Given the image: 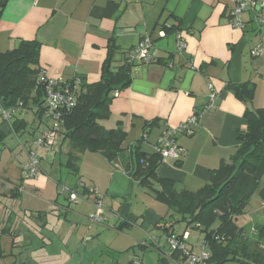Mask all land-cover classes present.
I'll list each match as a JSON object with an SVG mask.
<instances>
[{"label":"crops","instance_id":"0c3cea01","mask_svg":"<svg viewBox=\"0 0 264 264\" xmlns=\"http://www.w3.org/2000/svg\"><path fill=\"white\" fill-rule=\"evenodd\" d=\"M231 6L230 0H0V52L16 47L21 40H37L38 66L48 77H79L94 83L100 79L109 47L115 48L112 65L117 68L126 62L128 50L149 35L154 59L130 62L129 84L110 93L109 116L98 123L105 129L120 127L125 132V152L138 145L142 151L152 153L166 126H176L199 112L194 133L176 137L185 153L163 159L157 168L158 176L172 180L177 191H196L209 180L210 171L234 153L238 145L236 132L246 127V107L264 108V42L261 54L250 53L259 41L256 24L246 11L245 28L231 26ZM163 24H177V29L165 31ZM179 35L185 42L180 51ZM244 81L255 85L253 99L246 103L227 87ZM209 82L217 94L215 107L201 111L208 101ZM35 111L31 105L17 109L9 121L0 119V142L9 132L18 133L30 125L25 118L28 113L38 122L33 131L43 126V133L48 121ZM17 115L25 120L18 130L12 126ZM62 138L63 133H59L58 150L65 158L68 146ZM12 162L8 154L0 166V197L11 205L0 204V227L7 230L0 235V247L2 237L8 243V254L0 256V264H94L89 261L93 254L89 239L103 231L94 224L111 231L120 223L136 226L139 232V237L130 235L136 243L126 249L122 264L133 258L141 264L186 263L184 258L168 254L167 231L155 227L157 222L167 225L179 216L121 171L117 159L109 161L99 152L85 151L80 155L78 173H69L60 162L57 166L52 162L40 166L39 175L25 181L21 173L16 175L12 170L8 174L9 167L15 168ZM81 182L102 195V223L87 219L96 210L93 194L85 202H72L71 208L64 202L62 186L73 188ZM14 188L20 191L17 198L21 197V203L11 196ZM228 197L232 204L246 197L244 214L235 222L244 237L262 245L264 238L257 234V228L264 225V154L256 171L242 174ZM27 212L32 219L29 222L25 220ZM109 216L114 223L110 224ZM40 222H46L45 238L37 231ZM217 225L218 221L212 227ZM172 229L176 234L188 232L186 245L193 252L207 249L199 229L184 221L174 223ZM191 229L199 233L194 235ZM153 230L159 235H153ZM122 234L128 239L126 232L117 235ZM145 234L153 243H146ZM192 236L195 240L201 237L198 251L188 242ZM42 238L51 243H43ZM133 245L139 247V253L130 251Z\"/></svg>","mask_w":264,"mask_h":264},{"label":"trees","instance_id":"16d2710c","mask_svg":"<svg viewBox=\"0 0 264 264\" xmlns=\"http://www.w3.org/2000/svg\"><path fill=\"white\" fill-rule=\"evenodd\" d=\"M162 28L165 31H172L177 29V24H163ZM39 46L40 42L37 40H21L16 47L0 52V102L5 107L17 106L18 109L32 105L36 107L35 113L42 116L44 89L38 82L41 68L38 66ZM114 53L115 48L109 47L97 82L86 83L78 77L80 85L76 105L63 113V121L58 128V133H63L62 139L66 140L68 146L64 152L65 158L60 163L69 173L76 174L79 170L80 155L85 151L99 152L109 161L117 159L121 171L179 216L180 219L172 220L167 225L164 222L155 224V227H162L167 231V237L172 234L178 238L182 237L183 233L176 234L172 228L174 223L184 221L187 226L199 229L204 234L203 242L209 252L207 264H224L227 261L264 264V243L261 245L260 242L258 245L257 241L244 237L242 229L235 222L244 214L246 197L234 204L228 197L242 174L251 175L256 171L264 154V108L246 107L243 115L246 127L236 132L238 145L234 153L227 161L221 160L218 167L210 171L209 180L201 188L196 191H177L172 180L157 174V168L162 161L158 152L142 151L138 145L125 152L122 147L125 132L120 127L105 129L98 123L99 119L109 116L110 93L127 86L130 82L131 63L128 62V56L125 63L114 68L112 65ZM73 79L62 81L68 82ZM227 87L245 103L253 99L255 85L250 81L229 83ZM23 123L25 120L17 115L12 123L13 129L22 128ZM90 188H93V192L89 190ZM70 189L78 194H94V199L100 198L103 202L102 195L97 196V190L83 182ZM19 192L18 188H14L11 196L17 198ZM61 193L72 203L68 192ZM216 221L218 225L212 227ZM45 223H41L37 230L44 238ZM122 225L118 224L117 228L122 229ZM257 229V234L264 238V225H259ZM6 231L0 227V235ZM42 242L51 243L50 240L43 238ZM167 249L169 255L181 258L180 251L171 250L168 244ZM0 256H5L1 247Z\"/></svg>","mask_w":264,"mask_h":264},{"label":"built area","instance_id":"2783aa9c","mask_svg":"<svg viewBox=\"0 0 264 264\" xmlns=\"http://www.w3.org/2000/svg\"><path fill=\"white\" fill-rule=\"evenodd\" d=\"M32 1L35 3L37 0ZM230 1L232 3V6L229 11V23L231 24V26L236 28H245L246 21L243 19V13L246 11L249 12L259 32V41L250 50V53L252 55L261 54L263 51L264 42V0ZM163 33H165L164 30L161 32V34ZM152 46L153 41L149 37V35L143 36L139 40V42L128 51V62L138 60L146 63L153 60L154 53L152 52ZM184 47L185 42L179 35L177 41V49L180 51ZM38 82L43 86L44 89V110L42 116L43 118L48 119L50 123L47 126V130L35 140V144L37 146H48L51 145L58 137V128L63 121V113L66 111H70L76 105L80 79L77 77L68 82L53 79L46 75L43 68H40L38 73ZM208 87V101L203 106L201 111L211 110L215 107L217 94L213 90L212 83L209 82ZM19 105H21V102H19ZM17 109V106L5 107L0 102V119L9 121L11 117L16 114ZM199 115V112H194L178 125L165 127V129L162 131L161 135L153 145L154 151L159 153L162 160L168 157L178 158L185 153L183 147L177 144L176 137L179 134H193L194 126L198 122ZM145 138L146 135L144 134L143 139ZM38 164L39 161L36 157L35 150L30 149L28 151V160L23 168L26 177L35 178L38 175ZM89 190L93 192V188H90ZM61 192H68L69 200L72 202H77L79 199H85L89 196L87 194H78L77 192L71 190L66 186H62ZM99 195L100 194L98 193L97 196ZM93 201L96 210L88 214V220L94 223H102L103 221H105V216L103 213V202L100 198H95ZM187 237L188 232L185 231L183 232L182 237L178 238L176 235L172 234L167 237L166 241L171 250L180 251L181 258H184L186 260L185 264H207L209 252L206 249H202L198 253L193 252L186 245ZM127 264H140V261L137 258H133Z\"/></svg>","mask_w":264,"mask_h":264},{"label":"rangeland","instance_id":"374dc122","mask_svg":"<svg viewBox=\"0 0 264 264\" xmlns=\"http://www.w3.org/2000/svg\"><path fill=\"white\" fill-rule=\"evenodd\" d=\"M25 118H26V120L27 119L29 120V124H30L25 128V130L20 129L18 131V133L9 132L7 135L4 136V138H3L4 140H2V142H0V158H1L0 159V166L1 167L3 166V159L6 158L8 156V154L11 155L13 157L12 165L15 168L12 169L9 167L8 168L9 169L8 174L11 175L12 170L14 173H16V175L21 173V177L23 178L24 181L31 179V178L26 177L25 172L23 171V168H24L23 164H26V162L28 160V151L30 149L35 150L36 157L39 161L38 175L40 173V166H46V165L51 164L52 162H54V166H57V164H59V162L63 160V155L58 150L59 146H58L57 138L54 140V142L51 145L37 146L35 144V140L42 135V131H43L42 127L43 126H40V129L37 130L36 132H34L33 131L34 126H36L38 122L36 120H34L33 115L30 113L26 114ZM45 121H48V124L50 123V121L48 119H45ZM4 166L7 167V165H4ZM14 178H16V177H14ZM20 199H21V197L15 199V201H17V202L20 201V203H21ZM78 201L79 202H85L84 200H81V199H79ZM64 202L66 204H68L70 208L74 204V203L73 204L68 203L67 199H65ZM0 204L1 205L3 204L5 206L6 205L11 206L10 203H7V201H4L3 198H1V197H0ZM115 206H117V204ZM29 215H30V213L27 212L25 219L28 222L32 220ZM109 217H110L109 218L110 224L114 223V219L111 216H109ZM2 218H3V216L1 215L0 219H2ZM62 219H63V217H62ZM94 225H96L97 228H99L103 231H97V233L94 234V236L89 239V243H88L89 249H93V251H92L93 254L91 255L92 257L89 258V261L91 259L92 260L91 263H94V264H122V262L124 261V258L127 255L126 249L129 248L130 245L136 243L135 240L130 239L131 238L130 235H135V236L139 237L138 228L136 226H131V227L128 226L127 227L126 225H122L121 228L123 230H121L118 227L117 229L111 228V231H108V229L104 228L103 226L100 227L101 224L100 225L94 224ZM120 231L126 232L127 234H129V235H127L128 239H126V237H124L123 234L117 235ZM190 231H192L191 233L194 235L197 234V233H195L197 230L191 229ZM151 233L153 235L154 234L159 235V232L157 230H153V232H151ZM2 234H4V233H2ZM146 235H148V234L144 235V237H147V238H145L147 240L146 243H151L152 241H151L150 237H148ZM16 236L18 237V235H16ZM200 240H201V237H199L198 240H195L193 238V236H192V239L188 240V242H191L194 244V247H195V248H193L194 251L199 250ZM7 245H8V243H7L6 239H4V237H2L1 249L3 250L4 254H8V251L6 250ZM111 247H118L119 250L113 251L111 249ZM4 248H5V250H4ZM151 248H153V247H151ZM132 250L133 251L135 250L136 253H139V251H138L139 247H137L136 245H133L130 248V251H132ZM146 250H148V249H146ZM151 250H155V249L153 248ZM148 256H149V253H147V257ZM86 259L88 260V258H86ZM86 259L84 260V263H85Z\"/></svg>","mask_w":264,"mask_h":264}]
</instances>
